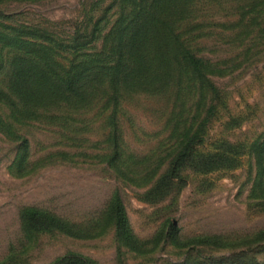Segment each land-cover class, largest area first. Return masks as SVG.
Listing matches in <instances>:
<instances>
[{"label": "rangeland", "instance_id": "374dc122", "mask_svg": "<svg viewBox=\"0 0 264 264\" xmlns=\"http://www.w3.org/2000/svg\"><path fill=\"white\" fill-rule=\"evenodd\" d=\"M242 2L169 0L165 7L163 0H147L144 5L146 12H141L140 21L146 22L150 14L161 16L162 27L170 24L179 41L207 63L206 76L216 94H210L199 105L203 111L213 102L215 114L203 128L204 142L196 151L216 152L222 143H228L239 152L236 168L206 173L186 169L182 172L184 186L175 184L164 198L147 201L143 194L149 185L140 187L132 180L171 148L178 130L188 119L185 124L189 125L197 100L195 90L190 87L194 79L188 77L180 60H177L180 65L175 60L180 43L171 40L175 42L169 56L174 57L172 77L159 81L151 68L158 62L148 56L154 54L152 47L139 51L144 61L129 55L127 47L120 48L124 60L120 51H110L116 39L113 33L108 35L119 13L113 0H0L1 89L12 82L13 74L21 67L17 65L21 58L31 60L32 66L40 63L39 67L52 60L51 67H45L65 75L61 66L68 68L72 56L66 51H55L52 55L32 53L36 48L33 43L51 47L61 39L85 35L94 28L99 30L97 39L88 43L81 51L85 55L80 57L86 62L80 71L85 70L83 75L90 71L87 76L93 79L88 89L91 104L68 113L65 108L52 112L67 113L71 124L62 131L56 125L39 122L11 120L10 128L0 125V259L13 245L29 264H46L68 250L87 255L100 264H116L112 232L94 229V221L115 190L120 194L134 235L147 242L167 218L173 220L181 238L213 234L232 240L264 228V207L257 206L258 201L250 197L255 169L247 154L249 145L264 132V35L259 27L264 26V12L254 13L255 23L248 24L251 16L241 14ZM155 25L159 26L157 21ZM36 28L49 34L54 42L32 38L29 30ZM123 35H127V29ZM115 37L118 44L120 36ZM81 40L88 39L83 36ZM24 63L29 67L28 62ZM122 63L130 67V76L122 71ZM78 70L76 66L74 71L79 76ZM113 85L118 91L116 116L121 158L127 159L130 176L126 180L117 178L115 169L99 159L108 148L105 118L109 109L104 108V100L113 92ZM5 92L13 95L15 91L9 88ZM9 110L0 104V117L10 120ZM195 121L193 128L197 126ZM13 133L19 137L14 139ZM22 137L28 140L26 148L19 147ZM60 151L73 155L75 161L33 169L17 164L23 156L31 162ZM163 169L162 165L159 173ZM24 206L50 210L81 228L88 227L94 235L69 237L45 233L28 240L19 218ZM179 252L168 242L144 256L126 248L123 257L125 264H170L179 260ZM261 257L260 253L257 258Z\"/></svg>", "mask_w": 264, "mask_h": 264}, {"label": "trees", "instance_id": "16d2710c", "mask_svg": "<svg viewBox=\"0 0 264 264\" xmlns=\"http://www.w3.org/2000/svg\"><path fill=\"white\" fill-rule=\"evenodd\" d=\"M113 1L117 3L119 13L114 22V27L108 35L110 36V34L113 33V37L116 39L115 43L110 46L111 52H115V50L120 51L119 53L122 55V60H124V51H121L120 48L127 47V51L130 52L129 55L133 58H137V60L140 59V61H144V56L143 54L139 55V51L145 47L147 49L152 47L154 54H148V56H152V58L156 59V62H158L157 66H151V68L155 71L160 81L169 78V76L172 77L174 69L171 68V63L174 57H169L172 53L170 48L173 45L175 46V42L172 41L177 40L176 43H180V46L177 48L178 52L175 56V60L177 63V60H180V64H183L188 71V77L194 79L190 87L193 91L195 90L197 100L193 108L194 114L190 115L189 125L185 124L189 120L188 119L182 128L178 130L180 131L177 134L178 138L171 148H169L162 157L153 161L152 164H147L142 170V175L132 180L140 187L149 185L148 189H146L143 194L144 198L147 199V201L153 199V201L160 200L170 194L175 184L184 186L186 180L182 172L186 169H192L199 173H206L220 168H236L239 163V152H237L235 147L231 144L222 143L216 152L201 154L196 151L197 146H200L204 142L202 133L203 128L215 114V105L213 102L209 103L203 111H201V105H199L202 104L203 100H206L210 94L213 96L216 94L215 87L206 76L208 66L205 60L198 57L190 47H186L183 41H179V35L172 31L173 28L170 24H165L166 28H163L161 16L150 14L146 22L143 20L140 21L143 17L141 12H146L144 5L147 0ZM168 1L169 0H163L165 7ZM240 1H243V5L239 6L241 14L251 16V20L248 24H254L256 21L254 19V13L259 14L260 12H264V0ZM169 20L170 18L167 21ZM156 21L159 26L155 25ZM118 27L122 28L118 30ZM259 27H261L260 31L264 35V26L260 24ZM126 29L127 35L124 36L123 32ZM29 31V35L35 40H50L49 34H42L37 28ZM97 31L99 30L94 28L92 31L86 32L85 35L74 36L69 40L61 39L53 43L51 47L43 46L40 43L37 45L33 43L36 48L31 51L32 53H49L50 55L55 51H66L69 53V55L72 56L69 67L62 68L61 66V70L64 71L65 75H60L59 72L49 70L48 67H45V65H50L49 67H51L50 62H52V60L45 62V65L39 67L40 63L32 66L33 63L31 60L21 58L22 60H19L20 62L17 64L21 67L13 74L12 82L4 89L0 88V104H4L11 112L10 120L8 117H0L1 127L2 124H4L7 128H10L12 126L10 121L14 120L19 123H26L28 121V124L33 122H39L41 124L49 123L58 126L62 131L67 125L71 124L72 120H69L67 113L71 110H77L79 107H87L92 101L88 89L93 79L91 76H87L90 72L89 70H87L89 72L84 75L82 72L85 70L80 71V67L86 64L80 57L85 55L81 54V51L88 46V43L97 39L98 36L96 33H99ZM115 31L117 32L115 33ZM115 35L120 36L118 44ZM83 36L88 40L83 42L81 40ZM50 41L54 42L52 39ZM121 43L124 44L121 45ZM108 55L113 56L112 54ZM47 59H51V56ZM76 60L79 62L78 64H74ZM24 62H28L29 67H27ZM118 64L121 65V60L118 61ZM122 65H124L122 71H126L125 73L130 76L129 71L131 69L128 70L130 68L128 64L122 63ZM145 65H148V63ZM76 66L79 69V76L74 71ZM112 68H114V66L111 67V69ZM124 76L125 74L123 77ZM110 80L111 82L113 81L112 78H110ZM9 88L15 91L13 95L5 92ZM117 92V89L113 85V92L108 94L106 100H104V108L109 109V114L105 118V124L107 126L105 141L108 144V148L99 159H101V162L115 169L117 178L119 177L126 180L130 179V176L126 170L127 159L121 158L122 150L120 149L118 119L116 116L119 105ZM182 102H184L183 99L181 100V103ZM60 108L67 109V113H52L53 111H60ZM195 119L196 121L194 123H196L197 126L193 128V121ZM12 135L14 139L19 137L15 133ZM68 139H72V137ZM84 141L88 142V140ZM27 145L28 140L22 137V144L19 147L26 148ZM80 147L84 146L80 144ZM247 154L252 160V167L255 169V174L252 176L250 197L258 201L256 204L257 206L264 207V132L249 145ZM58 155L62 157H56V159L54 156ZM23 157L17 164L22 165L23 163L24 165L22 167L29 169L38 166L47 167L54 164H71L75 161L73 155H69V153L65 151L48 153L31 162L27 161L26 156ZM14 164H16V161L12 163V166ZM162 165L164 169L159 173ZM19 218L25 236L24 238L28 240L38 234L45 233H61L69 237H90L94 235L91 234L94 232L90 231L88 227L81 228L77 223L69 222L50 210L36 206L22 207L19 212ZM94 222L96 224L94 229L101 232L107 230L112 232V239L115 243V250L117 252L116 264H125L123 252L126 248L136 252L138 255L144 256L158 248L164 247L168 242H171L180 251L179 260L170 264H264V228L232 240L213 234L181 238L178 237V230L173 220L167 218L159 231H157L149 242L140 240L134 235L131 229L124 205L117 190L111 194L104 208H102L99 217ZM20 243L25 245L24 242ZM217 249H223L225 252H212L217 251ZM20 251L21 250H16L12 245L10 252L0 259V264H29L25 261V256H23ZM260 253L262 257L258 259L257 256ZM149 259L152 258L150 257L148 260ZM46 264L100 263L80 252L68 250L54 257Z\"/></svg>", "mask_w": 264, "mask_h": 264}]
</instances>
